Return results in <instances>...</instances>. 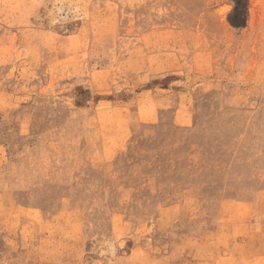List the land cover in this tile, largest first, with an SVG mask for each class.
I'll return each instance as SVG.
<instances>
[{
    "label": "rangeland",
    "instance_id": "1",
    "mask_svg": "<svg viewBox=\"0 0 264 264\" xmlns=\"http://www.w3.org/2000/svg\"><path fill=\"white\" fill-rule=\"evenodd\" d=\"M0 264H264V0H0Z\"/></svg>",
    "mask_w": 264,
    "mask_h": 264
}]
</instances>
